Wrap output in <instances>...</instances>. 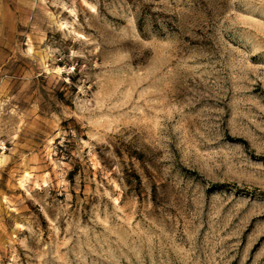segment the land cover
Listing matches in <instances>:
<instances>
[{"label":"rangeland","instance_id":"obj_1","mask_svg":"<svg viewBox=\"0 0 264 264\" xmlns=\"http://www.w3.org/2000/svg\"><path fill=\"white\" fill-rule=\"evenodd\" d=\"M0 264H264V0H0Z\"/></svg>","mask_w":264,"mask_h":264}]
</instances>
